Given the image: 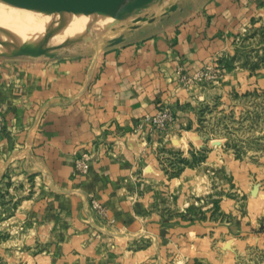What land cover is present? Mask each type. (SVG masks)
<instances>
[{
	"label": "crops",
	"instance_id": "obj_1",
	"mask_svg": "<svg viewBox=\"0 0 264 264\" xmlns=\"http://www.w3.org/2000/svg\"><path fill=\"white\" fill-rule=\"evenodd\" d=\"M119 24L91 21L75 31L72 43L87 27L97 34L122 29L83 53L0 58V183L6 188L1 180L9 174V195L32 200L37 215H25L38 223L36 238H51L55 256H40L49 264H202L210 247L197 227L165 228L129 211L132 174L140 158L152 161V151L195 145L200 106L264 90V74L237 69L217 85L192 82L233 58L250 31L264 33V0H152ZM163 106L175 116L164 135L143 122ZM102 142L122 155L103 156ZM85 153L92 156L88 173L74 179L73 159ZM27 178L37 186L32 197L20 189ZM85 195L103 203L113 221L101 241L95 234L103 224L91 219Z\"/></svg>",
	"mask_w": 264,
	"mask_h": 264
},
{
	"label": "rangeland",
	"instance_id": "obj_2",
	"mask_svg": "<svg viewBox=\"0 0 264 264\" xmlns=\"http://www.w3.org/2000/svg\"><path fill=\"white\" fill-rule=\"evenodd\" d=\"M14 10L54 14L48 10L18 9L0 1V14ZM84 19L79 27L66 24L62 26L64 28H58L53 21L50 27L30 38L29 41H34L31 43L43 52L36 58L59 59L83 53L101 37L106 39L122 30L118 24L115 31L97 34L87 27L82 32L83 38L72 43L69 37L75 31L88 26V22H99L92 15ZM250 32L245 42L236 48L233 58L218 64L216 70H220L214 81L194 78L191 81L217 85L227 71L230 73L234 69L245 71L251 78L264 74V33ZM229 97L231 103L227 105L218 100V104L197 109L199 135L195 137V145L190 144L186 151L157 149L151 152L152 161H148V157L137 161L138 167L132 174L136 188L135 192L133 188L129 192L131 201L128 207L131 213H142V218H151L147 221L152 224L171 229L197 227L201 230L197 238H202L203 246L210 247L204 254V258H208L201 261L202 264H264V90L254 88ZM164 113L166 116L161 124L151 122ZM174 121L175 116L168 106L143 119L162 135ZM1 122L0 109V125ZM102 154L114 160L122 155L115 144L104 142ZM91 162L92 156L87 153L74 158L72 177L79 179L87 175ZM1 182L7 187L0 183V264H49L40 256L47 260L55 256L50 252L51 238L45 232L36 238L38 223L31 222L25 215L29 209L32 218L37 215L35 206L28 204L32 200H21L23 198L17 195L15 187L12 192L17 196L9 195L8 190L14 183L9 174L4 175ZM36 188L28 178L22 179L20 189H26L28 197L34 196ZM147 196L154 200H144ZM135 197L141 199L133 200ZM85 205L91 219L96 218L103 224L95 234L101 241L104 228L113 227V221L103 203L101 205L93 196L85 195Z\"/></svg>",
	"mask_w": 264,
	"mask_h": 264
},
{
	"label": "water",
	"instance_id": "obj_3",
	"mask_svg": "<svg viewBox=\"0 0 264 264\" xmlns=\"http://www.w3.org/2000/svg\"><path fill=\"white\" fill-rule=\"evenodd\" d=\"M18 9L40 12L64 11L78 15L83 11H89L92 15L99 17L102 22L119 24L130 18L134 13L149 4L152 0H0ZM1 50V49H0ZM43 55L40 48L30 42L19 43L14 41L10 44L8 51L2 53L1 58L31 57L36 58Z\"/></svg>",
	"mask_w": 264,
	"mask_h": 264
},
{
	"label": "bare ground",
	"instance_id": "obj_4",
	"mask_svg": "<svg viewBox=\"0 0 264 264\" xmlns=\"http://www.w3.org/2000/svg\"><path fill=\"white\" fill-rule=\"evenodd\" d=\"M54 14H31L29 12L20 11H8L2 12L0 14V51L6 53L10 44L18 41L19 43L33 39L36 34L40 33L42 30L50 27V23L56 21L58 28H64V25H70L79 27L84 22V17L91 18V13L89 11H83L81 14L74 15L66 13L64 11H50ZM91 15H90V14ZM94 16V15H92ZM101 24L111 27L117 24H110L102 22L99 17L94 16ZM31 38V39H30ZM36 38V37H35ZM40 41V40H39Z\"/></svg>",
	"mask_w": 264,
	"mask_h": 264
},
{
	"label": "built area",
	"instance_id": "obj_5",
	"mask_svg": "<svg viewBox=\"0 0 264 264\" xmlns=\"http://www.w3.org/2000/svg\"><path fill=\"white\" fill-rule=\"evenodd\" d=\"M220 70V69H219ZM218 70V71H219ZM218 71L215 69V68H212V67H208L206 69H204V72H201V73H197L195 76H193V78L195 80H201V79H204V80H210V81H214L216 78H217V75H218ZM159 115V114H158ZM165 113L163 115H159V116H156V119H153L151 122H157V123H160L161 124V121L162 119L165 117ZM151 118H147L146 120H149Z\"/></svg>",
	"mask_w": 264,
	"mask_h": 264
}]
</instances>
